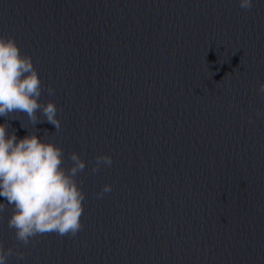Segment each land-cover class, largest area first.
<instances>
[{
	"label": "water",
	"instance_id": "obj_1",
	"mask_svg": "<svg viewBox=\"0 0 264 264\" xmlns=\"http://www.w3.org/2000/svg\"><path fill=\"white\" fill-rule=\"evenodd\" d=\"M0 34L31 55L61 126L0 123L86 164L75 236L25 246L0 196L6 264H264V0H14ZM101 153L112 163L92 172Z\"/></svg>",
	"mask_w": 264,
	"mask_h": 264
},
{
	"label": "clouds",
	"instance_id": "obj_2",
	"mask_svg": "<svg viewBox=\"0 0 264 264\" xmlns=\"http://www.w3.org/2000/svg\"><path fill=\"white\" fill-rule=\"evenodd\" d=\"M240 7L250 10L253 0H239ZM43 85L32 57L22 54L16 39L0 34V116L19 118L23 114L33 124L46 120L60 129L59 109L52 99H40ZM48 95L53 94L51 86ZM264 94V82L258 88ZM41 116L43 119H41ZM257 118L264 110H256ZM251 122V118H250ZM22 126L24 124L22 123ZM7 119L0 123V196L4 197L12 212L8 227L14 229L16 240L27 246L33 238L56 232L75 236L83 227L81 216L85 193L78 173L85 169V161L73 151L71 165L64 166V150L54 139H43L38 130L17 138L15 129L9 132ZM112 157L101 153L95 158L92 172L101 165H111ZM111 191L105 184L97 196ZM5 203H0V213ZM14 252L0 242V264ZM23 258V252H16Z\"/></svg>",
	"mask_w": 264,
	"mask_h": 264
}]
</instances>
